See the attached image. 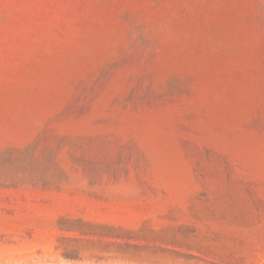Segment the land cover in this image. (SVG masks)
I'll list each match as a JSON object with an SVG mask.
<instances>
[{
	"label": "rangeland",
	"instance_id": "rangeland-1",
	"mask_svg": "<svg viewBox=\"0 0 264 264\" xmlns=\"http://www.w3.org/2000/svg\"><path fill=\"white\" fill-rule=\"evenodd\" d=\"M0 264H264V0H0Z\"/></svg>",
	"mask_w": 264,
	"mask_h": 264
}]
</instances>
